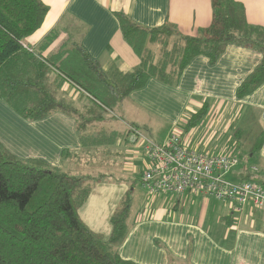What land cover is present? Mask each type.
Here are the masks:
<instances>
[{"label": "crops", "instance_id": "obj_1", "mask_svg": "<svg viewBox=\"0 0 264 264\" xmlns=\"http://www.w3.org/2000/svg\"><path fill=\"white\" fill-rule=\"evenodd\" d=\"M43 1L49 12L25 45L40 50L44 38L58 30L61 39L71 37L80 41L106 72L113 68L132 71L140 64V58L124 40L116 14H124L147 29L170 25L183 36L191 37L210 26L213 15L212 0ZM236 1L244 5L249 24L264 27V0ZM58 44L43 50V56L52 53ZM262 57L259 51L238 44L228 45L215 64L204 55L196 56L177 85L151 79L122 102L120 111L125 122L140 127L136 131L158 145L165 144L175 133L198 153L236 157L241 154L238 165L226 178L264 187V143L256 155L250 154L248 147L245 157L239 146L257 138L256 120L264 132V83L242 100L236 99L237 88ZM63 91L78 105L86 102L85 96L69 84L64 85ZM81 98L83 101H78ZM206 106V115L196 126L187 128L189 119ZM134 131L118 142L124 147L121 172L127 180L124 182L122 177L109 184L112 190H118L109 210L92 200V191L79 211L84 222L106 239L111 235V217L121 200L131 188L134 194L136 181L131 177L142 179L150 166L146 142L135 137ZM0 143L21 160H43L67 173L78 160H63V152L82 149L74 118L54 113L31 121L1 98ZM246 157L256 159V165H250L249 160L242 163ZM169 196L173 197L163 204L154 203L152 207L147 202L145 209L140 208L136 214L131 211L128 236L118 248L123 260L134 264H264V209L249 204L243 212L236 213L228 201L189 190L161 197ZM89 203L92 206L87 208Z\"/></svg>", "mask_w": 264, "mask_h": 264}, {"label": "trees", "instance_id": "obj_2", "mask_svg": "<svg viewBox=\"0 0 264 264\" xmlns=\"http://www.w3.org/2000/svg\"><path fill=\"white\" fill-rule=\"evenodd\" d=\"M212 9L210 26L193 37L170 25L147 29L116 14L124 40L140 64L132 71L106 72L80 41L69 38L43 56V50L59 39L58 30L44 38L40 50L29 49L25 41L41 28L48 6L43 0H0V98L31 121L54 113L74 118L82 149L65 150L63 160L99 151L111 154L124 132L140 129L125 122L120 111L132 92L151 79L175 86L196 56L204 55L215 64L230 44L263 56L237 88L236 99L242 100L264 83V27L249 24L244 5L236 0H212ZM174 37L182 43L169 51L167 42ZM154 45L164 48L160 57H154ZM65 84L83 94L86 102L78 105L70 99L63 91ZM206 113L207 106L189 119L187 128L196 126ZM122 122L128 129L121 133ZM263 143L262 131L248 146L250 154L256 155ZM104 177L73 175L39 159L21 160L0 143V264H134L118 252L129 233L132 188L111 217L108 239L80 216L94 185Z\"/></svg>", "mask_w": 264, "mask_h": 264}, {"label": "built area", "instance_id": "obj_3", "mask_svg": "<svg viewBox=\"0 0 264 264\" xmlns=\"http://www.w3.org/2000/svg\"><path fill=\"white\" fill-rule=\"evenodd\" d=\"M134 136L142 137L136 130ZM145 142L150 166L143 173L142 183L150 194H183L189 190L228 201L236 213L243 212L249 204L264 209L263 186L250 181L234 183L226 178L238 165V157L192 151L175 133L163 145L147 139Z\"/></svg>", "mask_w": 264, "mask_h": 264}, {"label": "rangeland", "instance_id": "obj_4", "mask_svg": "<svg viewBox=\"0 0 264 264\" xmlns=\"http://www.w3.org/2000/svg\"><path fill=\"white\" fill-rule=\"evenodd\" d=\"M59 35H60L59 39L56 40L52 45L59 43V41L67 38V37L66 38L64 37L61 39L62 34L60 31H59ZM69 39H71L73 41H77L71 37H69ZM181 43H182V41L180 39H177L176 37H174L167 42L166 48L169 51L176 50L177 49L176 45H179ZM162 49H164V48H162V45L152 46V50H153L155 58L160 57L162 55L161 54L163 51ZM78 101L82 102L83 98L78 99ZM118 124L121 128L120 129L121 133H122V131H126L128 129L127 126H125L121 123H118ZM254 125L256 126L254 129L255 134L258 135L257 137H259L261 134V127L258 125L257 120H256V122H254ZM124 134H125V132L123 133V136L120 139V143L123 142ZM140 134L142 135L141 132H140ZM141 138H143L144 140L147 139V138H144V135H142ZM255 139L257 140V138H255ZM255 139L252 141L254 142ZM147 140H149V139H147ZM251 143H246V142L242 143L241 147L243 149V155H244V151H246L248 149V144H251ZM103 149L106 150L107 148H103ZM123 151H124L123 145L120 146V144L118 143L117 145L114 146L112 153L109 155L105 154L106 151H99L97 153H94L91 156L81 155L80 158H78V161H76L75 164L72 165L73 168L71 166L72 170H71L70 174H73V175L91 174L93 177H96V178H98L101 175H105L104 181L102 183L94 185V187H93L94 196L92 198V200L95 202L96 201L101 202L104 206L105 211H106V209L109 210V208L111 207L113 199L115 198L116 193L118 191L117 189L112 190L111 188H113V187L109 184L110 183L113 184L115 181H119L120 179H122V177H124V175H122V172H121L122 162L124 160V158H123L124 152ZM239 156H241V154L240 155L238 154L237 157H239ZM244 157H245V155H244ZM68 159H72V158H68ZM239 159H240V157H239ZM247 160H249L250 165H252V166L256 165L255 164L256 159L250 158V157H246L245 159H243L242 163H245ZM131 179L136 181V184L134 186L133 204H132V208H131L132 213L134 212L136 214L137 213L136 211L139 210L140 208L145 209L147 207V202H150L151 206L153 207L154 203L163 204L164 202L168 201L169 198L173 197V196L161 197L162 195H152L142 187V184L140 181L141 178L135 176L134 178L131 177ZM123 180L125 182L127 179L124 177ZM90 204L91 203H89L87 208H89ZM91 206H92V204H91ZM155 211L157 212L158 209H155ZM82 215H83V217H85L84 212L82 213Z\"/></svg>", "mask_w": 264, "mask_h": 264}]
</instances>
